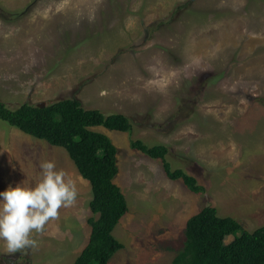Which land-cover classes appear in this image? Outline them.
<instances>
[{
	"label": "rangeland",
	"instance_id": "1",
	"mask_svg": "<svg viewBox=\"0 0 264 264\" xmlns=\"http://www.w3.org/2000/svg\"><path fill=\"white\" fill-rule=\"evenodd\" d=\"M72 98L132 125L91 128L118 150L128 205L109 264H172L207 206L243 231L264 225V0H0V102ZM136 140L166 146L204 193L167 178ZM45 161L75 182L76 203L33 234L36 248L9 254L0 242V264H72L88 241L91 186L66 151L0 121V192L34 187Z\"/></svg>",
	"mask_w": 264,
	"mask_h": 264
},
{
	"label": "trees",
	"instance_id": "2",
	"mask_svg": "<svg viewBox=\"0 0 264 264\" xmlns=\"http://www.w3.org/2000/svg\"><path fill=\"white\" fill-rule=\"evenodd\" d=\"M261 102L264 104V99ZM182 112L181 105L178 115ZM0 121L66 151L81 177L90 184L92 194L90 235L72 264H109L113 255L123 248L112 232L127 213L128 205L115 183L118 150L108 136L91 128L126 133L132 129L130 120L118 113L86 110L80 101L72 98L45 107L23 104L15 109L0 102ZM130 147L150 159L160 160L170 180H182L194 194L204 193L205 188L195 177L181 169H172L166 160L169 152L166 146L150 147L136 140ZM184 235V246L172 264H264V225L253 232L243 231L240 221L218 216L212 206L204 207L187 220ZM231 235L233 240L226 243Z\"/></svg>",
	"mask_w": 264,
	"mask_h": 264
},
{
	"label": "clouds",
	"instance_id": "3",
	"mask_svg": "<svg viewBox=\"0 0 264 264\" xmlns=\"http://www.w3.org/2000/svg\"><path fill=\"white\" fill-rule=\"evenodd\" d=\"M41 179L31 188L20 185L0 192V242L9 254L36 248L33 234L43 233L46 225L59 218L60 209L77 200L75 182L52 161L41 165Z\"/></svg>",
	"mask_w": 264,
	"mask_h": 264
},
{
	"label": "water",
	"instance_id": "4",
	"mask_svg": "<svg viewBox=\"0 0 264 264\" xmlns=\"http://www.w3.org/2000/svg\"><path fill=\"white\" fill-rule=\"evenodd\" d=\"M38 107H45V104H40L38 105Z\"/></svg>",
	"mask_w": 264,
	"mask_h": 264
}]
</instances>
